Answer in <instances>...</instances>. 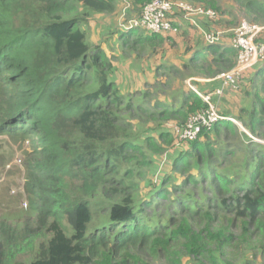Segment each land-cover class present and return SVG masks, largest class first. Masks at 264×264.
Masks as SVG:
<instances>
[{
  "label": "trees",
  "instance_id": "1",
  "mask_svg": "<svg viewBox=\"0 0 264 264\" xmlns=\"http://www.w3.org/2000/svg\"><path fill=\"white\" fill-rule=\"evenodd\" d=\"M118 2L0 0V135L30 145L27 206L17 199L0 213V264H264V62L238 81L251 99L236 116L246 132L223 122L176 146L171 126L208 105L193 92L170 103L121 93L111 59L81 29ZM235 2L264 25V0ZM208 5L215 22L230 19ZM131 36L124 44L139 55L165 41ZM221 44H206L208 55L183 71L202 65L215 78L233 70L238 52ZM162 69L148 87L160 88ZM170 153L171 173L153 185L158 158Z\"/></svg>",
  "mask_w": 264,
  "mask_h": 264
},
{
  "label": "rangeland",
  "instance_id": "2",
  "mask_svg": "<svg viewBox=\"0 0 264 264\" xmlns=\"http://www.w3.org/2000/svg\"><path fill=\"white\" fill-rule=\"evenodd\" d=\"M188 1L194 5H200L204 7H206V5L209 6L208 4L210 3H216L221 8V11L223 13L230 16V19L228 20L211 22L212 25L215 26L214 30H217L218 28H225L228 29V31L229 30L232 31L239 26L242 20L244 19L249 20L241 12L240 7L236 4L235 0H202L201 2L200 0H188ZM120 3L118 2L116 10L119 8L118 5ZM137 5L138 4H136L137 11L135 12L141 13L143 5L141 6V9L137 7ZM116 10L113 13L93 14L90 17H85L84 21L82 22V25H84L83 28L86 30L85 32L88 34L87 42L92 46H100L102 50L104 48L111 54V57L109 58L111 59L113 66L115 68V73L112 77V81L115 83L116 87L121 91V93H123L125 96H131L132 98L135 99V103H140L143 93H148L149 98L147 101L149 102L160 101L162 103H170V101L179 100L183 93H189V92L195 93L192 90L193 87L199 90L197 87H199L201 84L197 81L198 80L197 78L211 79L208 78L202 65L198 69H190L183 71L182 67L179 68L178 66H171L174 65L172 64V61H174V57L172 58V61L166 60L165 64L164 65L162 64L164 63V60L160 59V56H158L160 52L162 53L165 52L166 54L167 51L170 50V54L175 55V57L176 56L180 57L179 43L177 42L176 37H173L168 39L166 46L163 45L161 48H159L160 49L159 53L153 54L151 50L148 49L145 50V52L142 54L147 56L148 68H155V67L163 68L161 70V74L164 76V78L163 77L160 78V81L163 82L158 83V87L160 88H155L150 86L148 87V85H144L142 88H140L135 84L134 85L129 84L128 79H126V83L122 84L121 77L125 76L122 73L126 72L125 61L129 59H133V57L138 56L140 53L139 50L137 48H134L132 45L127 46L126 44H124L122 35L135 32L134 36L132 37L137 38L141 36H152L153 34L147 33L144 30H135V31L131 30L127 32L122 28V25L126 23L125 21L128 15L126 17H123V15L126 14L128 10L124 11L123 14L122 11L119 12ZM116 14H120V16L122 15V19L120 20V16H119V21L117 20V23L115 20ZM166 35L169 34H164L162 36H166ZM228 35L229 37H232V32H230ZM134 38H131L130 42H132ZM115 40H119V41L115 42ZM93 41H98V43L95 44L93 43ZM130 47H133L136 51L132 52ZM169 67H174L175 68L174 72L168 70ZM177 71H182V72L180 74H176ZM165 73L168 74L166 75ZM162 83H164V86H161ZM204 85H210V89H214V90L218 88L213 86L214 83H209V84L205 83ZM239 91L240 89L238 91L231 93L235 94L236 92ZM219 114L221 116H224L220 112ZM226 117H230L234 119L236 121L235 125H237L241 131L246 132L241 122L235 116L234 117L226 116ZM227 122L233 123L229 121ZM219 123H223V121H220L217 124ZM166 125L167 128L169 129L168 127L169 124ZM213 128L209 130L210 135H212L213 133ZM231 140L232 141L228 143L230 149H236V151H240L242 146H239L238 148L236 146L239 145L240 143L236 139H231ZM190 144L191 143L187 145ZM180 149H183V147ZM29 150H30V145L27 141H20V140L13 141L8 136L0 135V213L4 212L6 209H8L7 207L11 205L13 208L17 203L16 202L17 199L21 200V202L18 203L20 204L21 207H25V202L28 201L27 197L25 196L27 175H26V170L24 168V163H25L26 154ZM173 156H174L173 153H170V156H168L167 158L164 155L158 158L156 165V173L155 176L152 178L153 185H160L161 179H163L165 175H169L171 173L170 168H171V162ZM241 156L242 154L239 152L237 156H234L231 159L237 160L238 157ZM16 160L21 161L22 166L13 165L14 161ZM10 165L12 167L8 168ZM169 179L170 181L169 184L167 185L168 188L171 187V184L174 181L173 178H169ZM153 181L157 183L154 184ZM150 194H151V188L148 186L143 191L142 194L143 198H147ZM161 213H164V207H161ZM183 263L189 264L188 259L186 258Z\"/></svg>",
  "mask_w": 264,
  "mask_h": 264
},
{
  "label": "built area",
  "instance_id": "3",
  "mask_svg": "<svg viewBox=\"0 0 264 264\" xmlns=\"http://www.w3.org/2000/svg\"><path fill=\"white\" fill-rule=\"evenodd\" d=\"M195 29L202 32L204 41L208 45H219L226 31L223 29L207 31L201 29L198 18L208 21L219 20V14L204 6L191 4L188 0H151L144 4L140 17L132 19L122 25L127 32L131 30H144L150 34L178 33L180 26L173 22L177 16ZM231 46L237 50V62L233 70L222 73L218 78L222 86L212 93H203L196 88L192 90L208 105V108L192 115L184 126L172 125L171 129L177 138L176 146L183 142H192L198 139L204 130H211L218 122L236 121L230 117L221 116L218 112L215 97H221L225 89H238V81L247 70L264 62V25L251 23L244 19L239 26L232 30ZM13 165H21V161H14ZM10 165L8 168H11ZM27 203L25 202V207Z\"/></svg>",
  "mask_w": 264,
  "mask_h": 264
},
{
  "label": "crops",
  "instance_id": "4",
  "mask_svg": "<svg viewBox=\"0 0 264 264\" xmlns=\"http://www.w3.org/2000/svg\"><path fill=\"white\" fill-rule=\"evenodd\" d=\"M123 2V3H120ZM119 5H118V9L116 11L121 12L122 14L124 11H127L126 14L123 15V17H126L127 15V19L125 22H128L132 19L138 18L140 17V12L136 13L135 11H137L136 9V3L134 0H119ZM140 4L137 5V7H139L141 9ZM130 13V14H129ZM119 16L120 14H116V23L117 20L119 21ZM99 17V16H98ZM97 17V18H98ZM122 19V15L120 16V20ZM173 22L177 25L180 26V31L178 33H165V34H169L166 36H162L165 41H164V46H166L168 39L176 37L177 42L179 43L180 46V57L175 55L170 54V50L167 51V53L165 54V52H160V49H158L156 52H152L153 54L159 53L158 56H160V59L164 60V63H162L163 65L165 64L166 60L172 61V58L174 57V61H172L171 66H178L179 68H181L183 66V64H185L186 61L190 60L191 58H193L194 56L197 55H201V56H207L208 52L206 51V42L204 41L202 32L198 29H195L192 25H190L187 21H185L183 19L182 16H177L176 18L173 19ZM198 23L201 27V29L204 30H214L215 26L212 25V23L210 21H208L206 18H198ZM84 25H81V29L83 31H86L83 28ZM221 29V28H218ZM225 30V29H223ZM135 31V30H134ZM226 34L222 39V46H227V47H232L231 46V39L233 37H229V33L233 31H228L225 30ZM135 33V32H134ZM131 33L132 36H134ZM178 34V35H176ZM86 35H88L86 33ZM126 35V34H125ZM164 35V34H162ZM123 36V40L124 35ZM132 36L130 38H132ZM172 36V37H170ZM134 38V37H133ZM90 41V40H89ZM119 40H115V42H117ZM93 43L97 44L98 41H93ZM130 49L132 50V52H134L135 50H133L131 47ZM104 52L107 54L108 57H111V54L105 50L103 48ZM118 56V55H117ZM157 56V58H158ZM141 57V58H140ZM122 61V60H121ZM148 59L147 56L145 55H138L133 57V59H129L126 60V72H123L122 74L125 75L124 77H121V83L124 84L126 83V79H128L129 84L131 85H137L138 87L142 88L144 85H148V84H154L156 83V73L155 70H157L158 67L155 68H148ZM252 70H248L247 71V76L251 75ZM219 76V75H218ZM218 76H216L215 78H211V79H199L197 78L198 82L201 84L199 87H197L200 91L202 92H214V89H210V85H204L205 83L209 84V83H214L213 86L218 87L217 89L221 88L222 86V81L218 78ZM244 89V88H243ZM233 90V91H232ZM238 91L237 89H233V88H227L224 91V94L221 97H216L215 98V102H216V106L217 109L219 110L220 113H222L224 116H232V117H236L240 111V108L242 107V105L247 104V105H251V99L250 98H246L245 97V89L239 92L231 93V92H235Z\"/></svg>",
  "mask_w": 264,
  "mask_h": 264
},
{
  "label": "clouds",
  "instance_id": "5",
  "mask_svg": "<svg viewBox=\"0 0 264 264\" xmlns=\"http://www.w3.org/2000/svg\"><path fill=\"white\" fill-rule=\"evenodd\" d=\"M144 6V5H143Z\"/></svg>",
  "mask_w": 264,
  "mask_h": 264
}]
</instances>
